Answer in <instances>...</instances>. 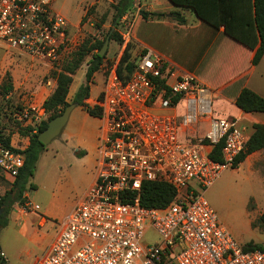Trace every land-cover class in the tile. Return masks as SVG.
I'll return each mask as SVG.
<instances>
[{
  "label": "built area",
  "instance_id": "built-area-1",
  "mask_svg": "<svg viewBox=\"0 0 264 264\" xmlns=\"http://www.w3.org/2000/svg\"><path fill=\"white\" fill-rule=\"evenodd\" d=\"M53 4L0 0V42L58 65L73 39ZM134 26L132 20L124 29L125 45ZM134 59L128 79L118 75V63L104 74L91 104L100 109L93 181L37 264H264V249L238 243L204 195L247 147L241 116L216 117L215 90L153 49ZM219 142L221 161L211 156ZM23 149L0 139V177L14 181ZM145 181L169 183L176 195L166 206H144ZM150 229L158 238L145 243Z\"/></svg>",
  "mask_w": 264,
  "mask_h": 264
},
{
  "label": "rangeland",
  "instance_id": "rangeland-1",
  "mask_svg": "<svg viewBox=\"0 0 264 264\" xmlns=\"http://www.w3.org/2000/svg\"><path fill=\"white\" fill-rule=\"evenodd\" d=\"M161 1L159 5L162 7L173 6L167 0ZM115 2L116 0H54V8L70 24V36L74 41L71 45L73 48H69L66 54L69 55L67 58L87 39L90 42L96 40L105 42L113 26ZM148 2L153 3V0H135L132 10L126 14L127 18L121 19L118 31H124L129 22L136 19L137 11L139 16L147 12L149 18L152 11L149 9ZM155 6L158 4L153 3L154 8ZM190 14L192 13L188 12L186 15ZM192 16L191 18H195L194 15ZM151 26L153 25L145 21L140 28V35L150 37L154 30ZM135 29L136 27L133 28L132 34ZM228 43L237 45L232 40ZM132 46L137 48L134 42ZM123 48H125L124 43L110 37L104 65L95 73L91 83L90 97L86 99L88 104L91 105L92 100L101 92L104 74L109 67L119 62ZM138 52L139 50L134 49L133 56L135 57ZM87 59L77 69L73 86L81 80L84 81ZM63 62L64 60L58 65H52L47 60L33 58L22 50L8 48L0 42V128L5 136H10L11 141L23 145L22 135L26 127L33 126L34 122L38 124L54 112V109H51L41 115L40 109H31V102L37 96L40 98L39 104L42 105V100L47 93L42 90L49 88L48 82L54 81L52 71L58 69ZM260 72L263 73L262 91L264 92V61L259 68ZM227 77L228 75L216 74L214 85L217 86L223 78ZM8 79L11 80L13 87L8 94H4L3 84ZM68 99H72L71 94ZM213 99V114L216 117L234 113L230 102L218 97L216 93ZM184 110L185 105L181 104L179 113H183ZM99 125L98 117L88 114L83 107L77 105L72 110L62 132L50 144L45 145L31 178L37 187L34 189L28 187L27 190V196L33 202V208L27 215L18 216L14 209H16L15 205L19 204L14 203L7 216V222L0 226V244L8 261L13 264H33L42 256L60 218L70 211L87 187L86 177L92 173L95 166L93 158L97 152ZM247 125L246 131L250 133L252 123L247 122ZM9 188L7 182L0 179V194H4ZM204 195L218 214L222 224L238 243L244 245L255 242L264 245V226L259 223L252 224L261 212H264V168L260 174L258 170L246 163L239 164L238 167H229L219 175L213 185L206 189ZM42 218L44 222H40ZM157 238L155 231L150 229L144 237V242L152 243Z\"/></svg>",
  "mask_w": 264,
  "mask_h": 264
},
{
  "label": "trees",
  "instance_id": "trees-1",
  "mask_svg": "<svg viewBox=\"0 0 264 264\" xmlns=\"http://www.w3.org/2000/svg\"><path fill=\"white\" fill-rule=\"evenodd\" d=\"M172 3L191 8L196 15L206 24L216 30L223 27L224 33L235 41L241 43L245 47L254 50L252 58L253 64H258L264 56V0H170ZM135 0H116L114 6V14L112 16V28L110 37L114 40L124 43V31H118L121 19L132 10ZM150 15H162V13L152 12ZM176 15V14H175ZM144 18H148L147 12L143 13ZM176 18L180 22H184V17L177 13ZM103 40L90 42L89 39L83 41L76 50L66 55L64 62L58 69L52 71V76L56 80V86L50 97L45 101L43 107L50 111L54 109L47 119L41 120L37 124L34 131L33 126H28L25 133L29 134V144L23 149L25 161L19 174L13 182H9L2 177L10 186L2 196V205L5 210L0 216V226L7 222V216L13 208L14 203L23 206L29 210L27 202V190L36 188V184L31 181L34 175L37 162L45 145L39 140V133L47 126L48 120L62 112L66 106L75 102L83 107L90 115L97 116L100 109L97 105L91 106L86 102L90 97L91 83L94 75L104 65L106 54L101 56L99 50L103 45ZM134 40H129L117 64V73L124 80L128 79L136 68L135 57L132 52ZM135 43V42H134ZM87 56L89 58L87 59ZM67 58V59H66ZM87 59V70L84 81L80 84L72 99H68L70 86L74 79V74L81 64ZM13 84L8 79L3 84V93L8 94L12 90ZM235 104L246 112H263L264 113V96L247 86L243 87L235 99ZM60 108H57L59 107ZM253 132L249 136L246 149L241 152L233 167L244 161L246 156L256 150L264 148V123L255 122L253 124ZM0 139L9 144L10 136H5L0 128ZM223 142L215 145L211 152V156L216 160H222ZM176 195L175 188L166 182L145 181L141 190V203L147 207H163L170 203ZM264 226V213H261L253 225ZM246 249L261 248L264 245L255 242L244 244ZM1 252V246H0ZM0 264H9L5 256L0 254Z\"/></svg>",
  "mask_w": 264,
  "mask_h": 264
},
{
  "label": "crops",
  "instance_id": "crops-1",
  "mask_svg": "<svg viewBox=\"0 0 264 264\" xmlns=\"http://www.w3.org/2000/svg\"><path fill=\"white\" fill-rule=\"evenodd\" d=\"M167 1L172 3L170 0ZM153 3L158 4V6H155L154 8ZM153 3L148 2L150 11L162 13V15H150L149 18H144L142 15H138V11L136 12L137 17L135 19L134 26L136 29L133 33V40L137 44V48L134 49L136 51L146 48L153 49L155 52L166 56L168 59L174 62L179 69L195 74L204 84L214 89L218 97H222L233 105L234 113L227 116H222L228 118H233L238 115L241 116V123L245 125L246 129L248 126L247 122L252 123V131L247 133L248 136H250L254 130L253 124L255 122L264 123V116H262L264 113L246 112L235 104V99L241 89L245 86L252 88L264 96V92L262 91L263 73H259V68L264 61V56L258 64H253L252 58L254 56V50L245 47L241 43L227 36L224 33L223 27L218 30L212 28L208 24L204 23L191 8L179 6L174 3L171 4L173 6L166 5L165 7H162V5H159L162 3L161 0H153ZM188 12H191L192 14L187 16L186 14ZM177 13H180L184 17V22H180L176 18ZM192 15H194L195 18H191L193 17ZM145 21L149 25H153L151 27H153L152 29L154 30L151 32L150 37H144V35H140V28ZM230 40L236 42L237 45H230V43H228ZM216 74L221 76L228 75V77L223 78L222 81L216 86V84L214 85V77H216ZM74 82L75 81L73 79L68 97L70 94L71 96L74 95L82 83V80L81 82H78L76 86L75 84L73 86ZM48 85L49 88H46V90L41 89L43 92H47L46 96L42 100V105L39 104L40 98L37 96L35 97L34 101L31 102V106H35L36 109H40L42 111V113L39 111L41 115L47 112L43 105L53 92L56 86V80L54 79L53 82L49 81ZM33 128L34 131L37 128V124H35V122L33 124ZM22 141L24 142L23 145L17 144L22 148H25L30 141L29 134L23 133ZM95 157H97V152ZM95 157L93 158V164L96 162ZM245 163L250 165L251 168L258 170L261 174L262 169L264 168V148L248 154L244 161L240 163V165ZM86 180V186L88 187L93 181V171L87 175ZM27 204L29 210H31V208H33V202L29 200ZM15 208L16 209L14 210L17 212L18 216L23 217L29 212V210L23 206L15 205ZM68 213L62 215L60 218L58 226L51 235L46 249L54 239ZM40 222H44V218L40 219ZM1 249H3L2 245ZM36 261L33 264H37ZM8 263L13 264V262L10 261H8Z\"/></svg>",
  "mask_w": 264,
  "mask_h": 264
},
{
  "label": "water",
  "instance_id": "water-1",
  "mask_svg": "<svg viewBox=\"0 0 264 264\" xmlns=\"http://www.w3.org/2000/svg\"><path fill=\"white\" fill-rule=\"evenodd\" d=\"M110 40V33L107 35L105 42L103 43L101 49L99 50V54L101 56L105 55V52L108 47V43ZM78 104L73 102L66 106L64 110L54 117H52L47 122V126L39 133V140L44 144L48 145L50 144L63 130L64 126L68 122V119L70 117V114L72 110L77 106ZM5 210V205H2L0 207V216Z\"/></svg>",
  "mask_w": 264,
  "mask_h": 264
}]
</instances>
